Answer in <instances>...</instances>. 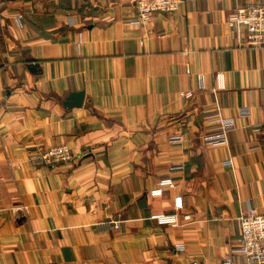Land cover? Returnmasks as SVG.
<instances>
[{
    "label": "crops",
    "instance_id": "obj_1",
    "mask_svg": "<svg viewBox=\"0 0 264 264\" xmlns=\"http://www.w3.org/2000/svg\"><path fill=\"white\" fill-rule=\"evenodd\" d=\"M247 1L184 0L144 27L136 0H0V264L231 255L239 216L264 212V47L228 24ZM220 114L236 125L209 142ZM59 143L70 161H33Z\"/></svg>",
    "mask_w": 264,
    "mask_h": 264
},
{
    "label": "built area",
    "instance_id": "obj_2",
    "mask_svg": "<svg viewBox=\"0 0 264 264\" xmlns=\"http://www.w3.org/2000/svg\"><path fill=\"white\" fill-rule=\"evenodd\" d=\"M184 0H136L138 15L132 21L148 27L156 11L173 13L177 11ZM229 26L233 27L242 38V44L250 47H264V0L247 1L239 5L228 17ZM187 73H191L190 64H186ZM198 87H206L205 75L197 73ZM184 95H191L192 91L182 92ZM218 126L213 132L205 135L209 142H226L228 133L236 125L233 116L219 115ZM264 129V118L260 123ZM183 139L181 134L171 136V141L179 142ZM74 153L66 143H59L48 147H42L40 152L32 157L38 164H54L70 161ZM230 162V160H228ZM183 164L172 165V168H182ZM172 183V178L166 177L159 181V185L151 190L152 194H160L167 185ZM179 204V199H176ZM162 223L172 225L182 224L177 213H157L153 215ZM185 219L190 220L191 214L186 213ZM241 224L240 244L232 248L231 255L224 258L219 264H264V212L255 209H248L239 216ZM121 220H115L114 226L120 227ZM184 247L178 245L179 249ZM233 253H239L242 258L236 259ZM189 264H201L197 259H191Z\"/></svg>",
    "mask_w": 264,
    "mask_h": 264
}]
</instances>
